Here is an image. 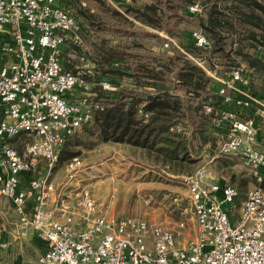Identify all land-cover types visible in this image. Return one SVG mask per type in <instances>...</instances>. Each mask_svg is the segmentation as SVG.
I'll return each instance as SVG.
<instances>
[{"label": "built area", "instance_id": "1", "mask_svg": "<svg viewBox=\"0 0 264 264\" xmlns=\"http://www.w3.org/2000/svg\"><path fill=\"white\" fill-rule=\"evenodd\" d=\"M65 2L0 0V32L8 35L3 51L13 56L12 62L0 63V197L8 198L21 216L18 235L32 228L46 243L38 263L264 264L261 186L249 190L235 221L232 207L239 192L234 186L211 179L204 166L186 176L198 236L182 243L185 221L167 228L141 217H119L110 212L112 199L102 203L90 187H74L85 167L78 156L66 164L64 180L56 181L54 169L67 138L89 124L94 111L103 109L93 87L118 88L111 78L89 80L64 65L67 40H82L78 19ZM187 10L199 15L203 6L196 1ZM191 36L197 47H210L200 30ZM169 40L164 47H169ZM199 64L220 83L216 93L221 106L215 111L212 104L204 105L207 112H216L215 127L229 128L220 154L242 155L261 182L264 147L258 144L257 116L264 117V98L248 89L251 78L244 67H232L224 75L219 67L210 70ZM83 73L92 75L93 70L87 67ZM253 106L256 114L244 116V110ZM139 113L147 120L142 107ZM21 132L32 136L22 152L10 141ZM41 162L44 171L32 175ZM74 188L76 193L71 194ZM31 198L35 205L29 215ZM4 233L0 228V260L8 245Z\"/></svg>", "mask_w": 264, "mask_h": 264}, {"label": "rangeland", "instance_id": "2", "mask_svg": "<svg viewBox=\"0 0 264 264\" xmlns=\"http://www.w3.org/2000/svg\"><path fill=\"white\" fill-rule=\"evenodd\" d=\"M193 1L202 4L201 15L205 16L212 1L216 0H85L86 9L89 12L93 9V12H96V19L91 24L92 29H88V34L86 30L83 31L81 51L86 58L94 56L96 58L100 52L102 57L108 58L111 49L114 48L118 53L117 57H126L133 64L134 61L137 64L148 63L155 56H162V62H166L170 55L184 54L192 62L198 65L201 63L211 70L208 59L211 55L210 50H197V53H193L184 45L188 42V33L201 28L199 24L201 15L192 16L186 10ZM217 1L223 2V0ZM150 3L159 6L161 25L155 27V30L145 24L135 11L137 7H144ZM168 40L169 47H164V43ZM228 41L230 42V39ZM214 62L212 69L219 67L224 75L231 70V67L228 68L225 63H216L217 59H214ZM238 66L246 70L244 63ZM171 76L172 73L168 71L164 75L165 79L158 81V84L171 86ZM135 78L141 83L144 80L140 77ZM257 83L260 86L261 82L257 81ZM117 86L118 90L122 87L121 84ZM131 88L133 87L128 89ZM134 88L139 89L136 86ZM196 100L198 99L194 100L195 103ZM192 106L194 107V104ZM184 113L185 115L179 116L182 124L191 122L196 125L197 122V125L203 128L210 123L211 118L208 116L211 113L205 108L197 110L187 107ZM205 132L213 139L210 129L207 128ZM198 137L192 147L194 155L202 149L199 144L203 139ZM78 148L82 150L78 157L85 164L77 182L79 186L90 187L99 202L104 203L112 199L114 204L110 212L119 217H141L151 224H159L167 228H173L180 221H185L187 227L184 230L185 234L180 238L182 243L198 236V224L192 213L186 176L192 175L204 166L208 169L211 179L220 180L223 176L226 183L236 186L240 191V197L232 207L235 221L240 218V210L247 192L258 187L255 183L258 181L252 175V167L242 155H221L219 148L216 150L212 145L209 150L216 151L215 155H218L216 159L208 158L203 161L195 159L182 167L184 171L174 176L171 175L172 172L168 170L167 165L165 167L162 162L154 160L153 156H149L144 149L126 143L105 142L92 148L84 145ZM43 165L45 164L41 162L32 175L41 174L44 171ZM65 169V164H57L54 169L56 181L64 180ZM146 169H155L158 173L150 171L147 173ZM11 205L8 198L0 197V228L6 232V240L9 243L5 256L0 262L1 264H37L42 253L41 243L31 235L28 238H21L18 235L17 231L22 219Z\"/></svg>", "mask_w": 264, "mask_h": 264}, {"label": "trees", "instance_id": "3", "mask_svg": "<svg viewBox=\"0 0 264 264\" xmlns=\"http://www.w3.org/2000/svg\"><path fill=\"white\" fill-rule=\"evenodd\" d=\"M194 2L196 1L192 3ZM65 3L77 18L82 17L87 24L95 21L96 15L91 14L80 0H66ZM158 10V5L150 3L144 7H137L135 11L145 24L155 28L161 25ZM199 24L201 28L198 30L210 42V47L207 48L211 53L208 56L209 68H214V59L218 60L216 63H225L228 68L231 67L230 69L233 65L244 63L246 72L252 79L248 89L258 97L264 98V1L223 0L222 3L212 1L206 15L200 16ZM184 45L193 53L203 50L195 45L191 32L188 33V42ZM65 46L67 47L63 49L62 56L65 55L69 59V51H76L78 54L76 62L71 64L73 62L71 61L68 66L74 72L81 73L84 78L98 81L108 77L115 80L117 85L122 84L123 75H137L144 80L140 84L142 90L122 86L119 90L117 88L114 91H103L98 85L94 86L93 91L98 94L96 99L102 101L103 109L94 111L93 120L67 138L60 152L58 164L66 165L72 158L81 154L82 150L78 148L81 145L92 148L105 142L126 143L142 148L149 156H153L154 160L162 162L165 167L167 165L168 170L172 172L184 171V168L182 169L184 165L195 161L190 156L192 144L190 142L197 137L188 140L185 135L172 130L171 127L181 123L179 116L185 115L187 107L201 110L209 103L217 111L221 106V97L215 93L220 83L214 81L204 67L192 62L184 54L170 55L166 62H162V56H155L148 63L137 64L134 61L133 64L126 57H117L118 53L114 48L111 49L108 58L102 57L101 52L96 58L95 56L86 58L81 51L80 43L68 39ZM82 57L84 60H81ZM87 67L93 70L92 75L83 73ZM167 70L173 75L171 86H160L158 81L165 79ZM257 81L261 82L260 86L257 85ZM195 99H198L196 103ZM141 107L148 114L147 120L139 113ZM249 110H244V116H250ZM215 111L208 116L212 123ZM199 127L201 126L198 124L194 131L204 142L210 141V136L205 132L207 128ZM31 139L32 136L27 132H21L10 141L22 152L25 142ZM213 140L214 137L211 141ZM255 183L264 188V178L261 182ZM234 187L240 197L239 189Z\"/></svg>", "mask_w": 264, "mask_h": 264}, {"label": "crops", "instance_id": "4", "mask_svg": "<svg viewBox=\"0 0 264 264\" xmlns=\"http://www.w3.org/2000/svg\"><path fill=\"white\" fill-rule=\"evenodd\" d=\"M80 3L86 8L85 0H80ZM90 11H91L90 12L91 14L96 15L95 14L96 12H93L94 11L93 9H91ZM77 19H78V22H79V25H80V33H82L84 30L89 31L86 28H88V29L91 28L92 29V27H91V24L92 23L91 22H90V24H87L86 23L87 21H85L84 19H82V17H80V16ZM154 30H155V28H154ZM81 37H82V34H81ZM7 40H8V35L6 33L0 32V63L1 62H4V61L7 62V63H10L13 60V56L11 54L3 51V44ZM81 43H82V40H81L80 44ZM65 45H64V49H66V47H67ZM77 55L78 54H77L76 51L70 50L69 53H68L69 59H67L65 55L63 56L64 65L68 69H70L69 66H68V63H70L71 61H73V62H71V64H73L74 62H76ZM81 60H84V57H82ZM71 70H73V69H71ZM135 77H138L139 78V76H137V75L136 76L135 75H133V76L123 75V77H122V84L121 85L123 87H126V88L127 87L128 88L133 87L131 89H134V90H142V86L140 85L141 82H138ZM134 86L139 87V89L134 88ZM249 111L251 112L250 115H255L256 114L255 106H253V108L250 109ZM257 121H258V125L260 127V131H259V135H258V140H259L258 144H259V146L264 147V117L257 116ZM195 127H197V124L196 125L195 124L193 125L191 122L190 123L186 122L185 124L177 123L176 125H173L171 127V129L174 130V131H176V132L182 133L183 135H185V138L186 139L192 140L195 136L197 138H199L198 137V133L194 131ZM204 127L211 130V135L214 137V140L211 143H210V141H208V142L201 141L200 144H199V146H201V148H202L201 149V152H197V155H194V153L192 152V146L194 145L193 143H194V140L195 139H193V141L190 142V143H192L191 144L192 146L190 145V156L193 157L196 160H199V161H203V160H206L208 158H212V160H214V159L217 158L218 155H215L216 154L215 153L216 151L214 152L213 149L212 150H209V149L211 148V145H212L213 148H216V150L218 148H220L221 143L226 138V136L229 134V128H228V126H223L221 128H217V127L214 126V124L212 122H210L209 124L205 125ZM147 171H150L152 173H158L155 169H149V170L146 169L145 172H147ZM170 172H172V171H170ZM147 173H149V172H147ZM169 174H171V173H169ZM171 175H173V176L174 175H179V172H172ZM220 178L221 179L218 180V181H220L221 183H226L225 178L223 176H221ZM77 185L78 184L75 183L74 184V187H77ZM75 191H76V188H74L70 192H71V194H75L76 193ZM94 196H95V194H94ZM34 205H35L34 204V199L31 198L28 201V203H27V212H28L29 215H31L33 213ZM4 234H5L4 235V239L7 242V240H6L7 239L6 238V232ZM29 235L33 236V238H35L38 241H40L41 246H42V253H43L45 251V249H46V243L43 240H40L37 237L36 233L34 232V230L32 228H29L27 230V234L26 235L20 236V237L21 238H28ZM14 236H15V238H17L16 235H14ZM7 244H8L7 247L2 252V255H3L2 256V259L5 256L6 249L9 247V243L8 242H7ZM37 264H39V263L37 262Z\"/></svg>", "mask_w": 264, "mask_h": 264}]
</instances>
